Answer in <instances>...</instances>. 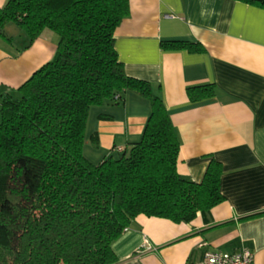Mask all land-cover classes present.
Wrapping results in <instances>:
<instances>
[{"label": "trees", "instance_id": "16d2710c", "mask_svg": "<svg viewBox=\"0 0 264 264\" xmlns=\"http://www.w3.org/2000/svg\"><path fill=\"white\" fill-rule=\"evenodd\" d=\"M264 8V0H239ZM128 0H7L3 26L29 38L58 36L50 60L0 99V264H119L112 243L137 215L189 223L221 203L222 165L199 182L177 173L179 139L149 82L128 76L114 31ZM201 51L199 42L161 41ZM212 84L187 87L191 101ZM126 91L150 104L140 138L94 163L83 154L89 110L121 103ZM98 119H110L101 113Z\"/></svg>", "mask_w": 264, "mask_h": 264}, {"label": "crops", "instance_id": "0c3cea01", "mask_svg": "<svg viewBox=\"0 0 264 264\" xmlns=\"http://www.w3.org/2000/svg\"><path fill=\"white\" fill-rule=\"evenodd\" d=\"M128 2L129 14L114 31L118 59L163 101L179 139L177 173L199 182L211 159L220 162L224 200L189 223L137 215L112 243L119 264H201L206 250L242 249L264 264V8L239 0ZM2 34L0 99L50 60L58 42L44 29L28 45L13 23ZM167 40L203 49H162ZM203 84H212L214 95L191 101L187 87ZM90 112L87 158L98 163L140 138L150 104L126 91L121 103Z\"/></svg>", "mask_w": 264, "mask_h": 264}, {"label": "built area", "instance_id": "2783aa9c", "mask_svg": "<svg viewBox=\"0 0 264 264\" xmlns=\"http://www.w3.org/2000/svg\"><path fill=\"white\" fill-rule=\"evenodd\" d=\"M201 264H255L253 253L248 249L223 252L206 250Z\"/></svg>", "mask_w": 264, "mask_h": 264}, {"label": "rangeland", "instance_id": "374dc122", "mask_svg": "<svg viewBox=\"0 0 264 264\" xmlns=\"http://www.w3.org/2000/svg\"><path fill=\"white\" fill-rule=\"evenodd\" d=\"M93 108V107H92ZM93 112H90L89 113V120H88V123H87V129H86V135H85V137H86V140H85V142H84V147H83V154L86 156V157H88V158H90V159H92V157L89 155V145H87L88 144V136H89V131H88V128L90 127V125L93 123ZM89 123H90V125H89Z\"/></svg>", "mask_w": 264, "mask_h": 264}]
</instances>
